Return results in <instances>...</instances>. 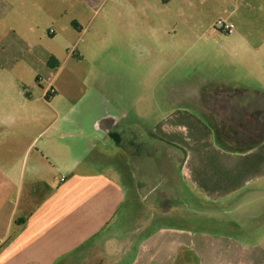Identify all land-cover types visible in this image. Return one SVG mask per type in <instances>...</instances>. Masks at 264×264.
<instances>
[{
  "label": "crops",
  "instance_id": "obj_1",
  "mask_svg": "<svg viewBox=\"0 0 264 264\" xmlns=\"http://www.w3.org/2000/svg\"><path fill=\"white\" fill-rule=\"evenodd\" d=\"M172 2L142 0L130 18L115 3L98 21L106 0H0V264L258 263L250 252L240 259L233 240L220 245L171 225L185 192L201 204L228 202L264 181V142L241 152L219 137L220 122L227 127L240 112L255 121L248 131L264 136V28L256 18L245 31L230 21L236 67L207 90L189 85L181 107L168 97L130 118L131 104L115 110L105 83L85 82L65 103L51 87L52 61L70 59L71 49L80 60L117 52L121 68L138 72L145 54L159 53L161 32L169 34L158 13ZM220 87L250 95L240 100ZM230 106L239 108L228 119ZM159 152L171 176L150 164Z\"/></svg>",
  "mask_w": 264,
  "mask_h": 264
},
{
  "label": "rangeland",
  "instance_id": "obj_2",
  "mask_svg": "<svg viewBox=\"0 0 264 264\" xmlns=\"http://www.w3.org/2000/svg\"><path fill=\"white\" fill-rule=\"evenodd\" d=\"M106 1L108 3L98 15V21L115 3L127 7L126 10L121 8L124 16L126 14L128 18L135 17L136 8L142 0ZM158 17L168 23L161 29L166 28L169 34L165 35L161 32L158 40L159 53L151 56L145 54L138 72H134L130 66L121 68L119 57L113 55L117 52L104 55L98 52L96 55H91L89 60L88 58L80 60L77 54L72 55L71 49L70 59L65 60L64 54L61 59H58V63L51 60L55 63L53 70L55 77L51 87L54 92H57L59 100H64L65 103L68 96L78 97L84 92L83 83L96 81L105 83V89L102 91L111 96V104L115 110L118 111L121 101L131 104L128 114L130 118H133V113L136 115L139 113L144 117L149 115L155 106L154 103L166 100L168 97L176 99L179 102L177 107H181L183 104H180V101L191 91L187 88L189 85L193 87V91L196 87L207 90L209 89L207 81L216 80L226 72L231 73L236 67L232 61L237 49L231 42L234 36L223 33L217 26V22L236 20L242 31H245L249 23L254 21L252 19L256 18L252 24L255 23L263 29L264 0H174L168 9H160ZM169 42L174 51L168 53ZM101 67H105V72L101 71ZM139 83L144 84L143 88L135 90L139 87ZM231 94L239 97L240 100L249 97L241 93L231 92ZM215 95L222 94L217 92ZM50 97L49 100L52 99ZM165 107L167 106L160 105V108ZM232 108L239 107L225 108L223 115L228 119L232 117V112L235 113ZM241 108L240 106L242 111ZM48 114H51L50 110ZM249 115L247 112H240L239 115L234 116V121L230 119L225 120L224 123L228 126L235 125L234 131L239 134L241 131L239 124L249 127L251 123H255V121L246 120ZM53 119L49 116L48 123ZM142 123L146 129H150L154 124L151 120L142 121ZM55 130L56 127H51L50 133ZM244 130L248 133L247 129ZM249 134L252 138H244L246 143L254 140V136L260 133L250 132ZM150 162L153 169L158 165L169 174L167 176H171V161L166 159L163 152L154 155ZM232 199L219 203L207 200L206 203L201 204V202L190 201L189 194L185 192L175 201L176 206L173 209L176 210V218L171 225L218 238L217 241L222 242L219 243L220 245L224 244V240H233L242 247V250H239L240 259L243 254L250 252L252 258H259L257 264H264V181H256L245 186ZM162 225L165 224L161 222L160 226Z\"/></svg>",
  "mask_w": 264,
  "mask_h": 264
},
{
  "label": "trees",
  "instance_id": "obj_3",
  "mask_svg": "<svg viewBox=\"0 0 264 264\" xmlns=\"http://www.w3.org/2000/svg\"><path fill=\"white\" fill-rule=\"evenodd\" d=\"M220 92H234V93H241V94H246V95H250V92L244 88H225V87H220L219 90ZM261 96H264V94H260ZM241 129L240 133L237 134L234 131V127L236 128L235 125H229V126H222L221 124L219 125V137L221 138V140L227 144L230 145L232 148L236 149V150H240L241 152H245L249 149H252L253 147H255L257 144L264 142V136H254V140H252L251 142H245L244 138L246 137H251L252 136L249 134L250 132L248 131V127L245 126L244 124H239L238 125ZM247 129L248 133H245V130ZM246 131V132H247Z\"/></svg>",
  "mask_w": 264,
  "mask_h": 264
},
{
  "label": "built area",
  "instance_id": "obj_4",
  "mask_svg": "<svg viewBox=\"0 0 264 264\" xmlns=\"http://www.w3.org/2000/svg\"><path fill=\"white\" fill-rule=\"evenodd\" d=\"M217 26L223 33L228 35H233L235 33V27L229 21L219 20Z\"/></svg>",
  "mask_w": 264,
  "mask_h": 264
}]
</instances>
